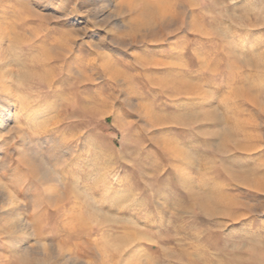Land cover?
Instances as JSON below:
<instances>
[{
	"label": "rangeland",
	"instance_id": "374dc122",
	"mask_svg": "<svg viewBox=\"0 0 264 264\" xmlns=\"http://www.w3.org/2000/svg\"><path fill=\"white\" fill-rule=\"evenodd\" d=\"M116 4L0 0V264H264V0Z\"/></svg>",
	"mask_w": 264,
	"mask_h": 264
},
{
	"label": "bare ground",
	"instance_id": "6f19581e",
	"mask_svg": "<svg viewBox=\"0 0 264 264\" xmlns=\"http://www.w3.org/2000/svg\"><path fill=\"white\" fill-rule=\"evenodd\" d=\"M117 2H119V0H109V3L111 4V6L113 5L114 8H117V4H116ZM14 22H16V21H14ZM8 24H11V23L9 22ZM12 25L13 24L6 25L3 23L0 25V48H1L0 49V131H2V132L7 131L6 129L9 126V124L11 123L10 130H12V132H14L16 134V133H19L18 132L19 131L18 119L21 116L20 114H21V105L22 104H20V94L18 93V90L16 88L12 89V87H13L12 84H16V86H18L20 84L23 76H24L23 75L24 73H23V71H17V72L11 71L8 69L7 65L2 63V60H3L2 57L7 58V56H10V52L7 49L6 50L4 49V46H6V45H4V41H6L10 37L9 33L13 30ZM5 48H7V47H5ZM16 64H17V62H16ZM19 70H20V67H19ZM20 131H22V130H20ZM5 136H7V135H5ZM14 140H16V139H14ZM2 142H3V140H2ZM13 156H14L13 163L16 165V167H18V165L20 164V160H21V152L17 151L16 154ZM49 171L48 172L44 171V173H45L44 178H48ZM51 174H53V173H51ZM0 178H2L1 173H0ZM60 182H61V180H60ZM199 197H200L199 201L207 210L212 211V212L217 211V208H216L217 206L215 207L216 202H215L213 197H210V196L205 195V194L204 195L201 194V195H199ZM3 204L4 203L0 204V210H4L6 203L4 205ZM4 214L8 215L9 211L8 210L4 211ZM11 215H12V213H11ZM22 230L20 228H18L16 231L18 233L23 234L24 231H22ZM24 246H26V245H24Z\"/></svg>",
	"mask_w": 264,
	"mask_h": 264
}]
</instances>
